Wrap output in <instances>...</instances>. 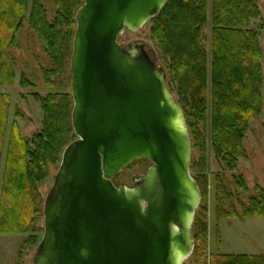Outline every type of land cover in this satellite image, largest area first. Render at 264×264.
Here are the masks:
<instances>
[{
  "label": "water",
  "instance_id": "1",
  "mask_svg": "<svg viewBox=\"0 0 264 264\" xmlns=\"http://www.w3.org/2000/svg\"><path fill=\"white\" fill-rule=\"evenodd\" d=\"M167 0H82L70 59L72 129L44 202L32 264H184L200 191L191 141L167 74L143 43L119 37L157 17ZM150 166L132 188L112 180Z\"/></svg>",
  "mask_w": 264,
  "mask_h": 264
},
{
  "label": "trees",
  "instance_id": "2",
  "mask_svg": "<svg viewBox=\"0 0 264 264\" xmlns=\"http://www.w3.org/2000/svg\"><path fill=\"white\" fill-rule=\"evenodd\" d=\"M46 0H0V87H11L14 65L7 54L15 45V36L24 19L50 59V68L42 71L47 87L69 89V94L34 98L41 104L43 125L31 141L21 139L14 126L6 151L0 194V233L35 234L44 219V200L37 187L49 177L48 166L60 163L65 148L74 142L71 124L70 59L76 30L75 16L82 0H50L54 18L48 20ZM210 3V64L203 48L208 26ZM260 17L254 0H167L157 17L150 20L151 40L157 45L167 74V88L181 107L191 141L190 174L201 195L191 235L193 264H264L261 255H207V204L198 178L207 140L203 129L209 121L210 141L215 158L222 166L235 171L245 156L243 141L251 124L260 117L262 86V53L258 34L251 22ZM210 82V83H209ZM21 87H33L25 78ZM9 97L0 95V163L9 110ZM149 164L138 161L125 169ZM1 165V164H0ZM124 169V170H125ZM118 175L112 180L117 184ZM236 195L247 193L241 178L233 179ZM235 196V195H234ZM236 197V196H235ZM234 206L231 184L216 176L214 210L217 222L224 219L264 217V189L255 188L246 204ZM29 240L28 242H30ZM35 243L32 239L31 243Z\"/></svg>",
  "mask_w": 264,
  "mask_h": 264
},
{
  "label": "rangeland",
  "instance_id": "3",
  "mask_svg": "<svg viewBox=\"0 0 264 264\" xmlns=\"http://www.w3.org/2000/svg\"><path fill=\"white\" fill-rule=\"evenodd\" d=\"M254 1L260 12V17L251 22V28L258 34V43L262 53V110L260 117L251 124L250 133L243 141L245 156L238 160L235 171L225 169L214 156L210 141V89L208 91L209 121L205 129H203L207 138L205 142L206 151L204 159H202V167L199 169L201 173L198 176L203 185L208 210L207 255L264 256V217L233 218L217 222L214 210L216 176H220L224 183L231 184V193L233 194L234 206L237 210L239 202L246 204L248 198L254 195L257 186L264 189V0ZM210 6L209 3V23L207 29L204 31L202 43L208 55L209 64L211 52ZM45 8L48 20L51 22L54 18L55 9L50 0L45 1ZM119 43L125 47H131L135 43H143L147 48L148 55L151 58L154 57L165 70L157 45L151 40L150 29L146 25L136 33L125 31L119 37ZM7 54L14 65V80L11 87H0V95L9 97L10 100L0 163V194L6 151L14 126L17 128L19 137L26 141H31L33 136L38 134L42 129L43 111L41 104L35 100L34 96L38 95L44 99L49 95L69 94L70 92L69 89L62 90L45 85L42 71L49 69L51 62L44 48L28 27L27 17L24 19L20 31L15 36V45L8 48ZM22 77L36 86L35 89L33 87H21L20 80ZM172 96L176 100L175 95ZM75 139H77L76 136ZM61 158L62 155L60 162ZM191 160L197 165L199 157L191 152ZM59 165L60 163L55 168L49 165V177L37 187L38 193L44 202L52 188ZM149 166L150 164H144L123 170L118 175V187L132 188L134 181L143 177ZM234 178L244 180L247 193L238 192V196L236 195L233 186ZM43 221L37 224L39 230L35 234L0 233V264H32L35 252L43 237ZM32 239H35V243H31ZM29 240L31 241L28 242ZM184 264L193 263L189 261Z\"/></svg>",
  "mask_w": 264,
  "mask_h": 264
}]
</instances>
